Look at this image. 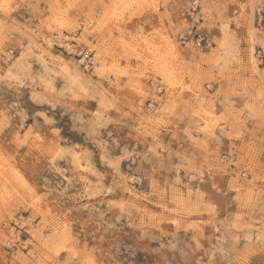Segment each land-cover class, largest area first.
I'll use <instances>...</instances> for the list:
<instances>
[{
  "label": "rangeland",
  "instance_id": "374dc122",
  "mask_svg": "<svg viewBox=\"0 0 264 264\" xmlns=\"http://www.w3.org/2000/svg\"><path fill=\"white\" fill-rule=\"evenodd\" d=\"M0 264H264V0H0Z\"/></svg>",
  "mask_w": 264,
  "mask_h": 264
},
{
  "label": "bare ground",
  "instance_id": "6f19581e",
  "mask_svg": "<svg viewBox=\"0 0 264 264\" xmlns=\"http://www.w3.org/2000/svg\"><path fill=\"white\" fill-rule=\"evenodd\" d=\"M254 38H255V35H254V33H252V39H254ZM227 104L231 109H235V108H237V106H240L241 101L237 97H232V98L228 99ZM212 176H213V173L211 171H208V170L204 171L203 176L201 177V182L198 184L200 189L204 192V194L210 198L212 197V194H210V192L212 193V191L215 189H214V187L213 188L210 187V189L208 190L207 186L203 183V181L209 177H212ZM216 190H217V192L215 193L216 195L214 196V200L219 202L220 198L222 196H224L225 193L237 192L239 190V188L237 186H233V185L232 186L220 185L218 188H216Z\"/></svg>",
  "mask_w": 264,
  "mask_h": 264
},
{
  "label": "built area",
  "instance_id": "2783aa9c",
  "mask_svg": "<svg viewBox=\"0 0 264 264\" xmlns=\"http://www.w3.org/2000/svg\"><path fill=\"white\" fill-rule=\"evenodd\" d=\"M182 39H184V42H187V37L182 36ZM197 44L198 46L201 45H205L207 44V40L205 37H201V36H197ZM223 159L228 161L230 163V169H232L234 167V163L236 162V155L232 154V155H224Z\"/></svg>",
  "mask_w": 264,
  "mask_h": 264
}]
</instances>
